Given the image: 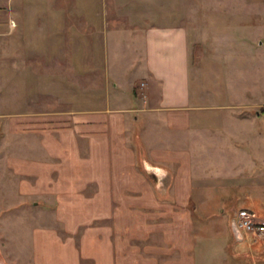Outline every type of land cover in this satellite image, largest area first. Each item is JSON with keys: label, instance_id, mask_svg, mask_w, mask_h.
<instances>
[{"label": "crops", "instance_id": "crops-1", "mask_svg": "<svg viewBox=\"0 0 264 264\" xmlns=\"http://www.w3.org/2000/svg\"><path fill=\"white\" fill-rule=\"evenodd\" d=\"M1 7L12 19L15 11ZM148 14L136 30L101 23L99 36L90 28L58 63L47 56L58 42L49 17L40 31L43 69L27 67L44 79L45 99L42 112L14 121L28 129L14 135L10 163L18 196L45 208L32 214L26 253L14 250L11 264H264V232L236 223L241 213L264 221V83L238 92L233 112L201 99L188 27ZM4 22L0 38L18 59L22 40L39 39ZM128 35L138 63L113 85L100 38Z\"/></svg>", "mask_w": 264, "mask_h": 264}, {"label": "rangeland", "instance_id": "rangeland-1", "mask_svg": "<svg viewBox=\"0 0 264 264\" xmlns=\"http://www.w3.org/2000/svg\"><path fill=\"white\" fill-rule=\"evenodd\" d=\"M1 6L15 11L13 20L11 16L0 17L7 19L4 23L8 28L18 31L19 26L26 25L28 30H20L21 36H36L39 40L34 45L22 40L17 59L9 54L10 47L3 45L8 41L0 38V264H11L14 250L26 253L27 230L37 224L31 220L35 217L32 214H40L45 208L43 199H36L39 204L35 206V199L18 196L11 184L10 163L14 135L18 132L26 136L28 129L26 124L14 121L30 112H42L45 99L44 79L30 76L27 67L43 69L42 42L47 37L41 38L40 31H48L50 26L53 40L62 41V45L57 42L50 46L51 51H46L49 59L54 57L58 63L69 59L74 48L71 39L87 38L90 28L98 30L99 36L102 24L120 28L132 24L136 30L141 19L151 12L157 15V22H178L188 27L194 87L201 99L211 95V102L233 112L238 92L251 91L256 81L260 86L264 83V0H0ZM107 36L100 39L108 43L104 50L114 85L125 80L132 65L138 63V41L129 35L119 39ZM34 94L38 108L29 109L28 102ZM18 140L19 153L27 155L28 143ZM2 246L7 247L5 254L1 253Z\"/></svg>", "mask_w": 264, "mask_h": 264}, {"label": "built area", "instance_id": "built-area-1", "mask_svg": "<svg viewBox=\"0 0 264 264\" xmlns=\"http://www.w3.org/2000/svg\"><path fill=\"white\" fill-rule=\"evenodd\" d=\"M237 227L247 233H263L264 221L252 214L241 213L236 218Z\"/></svg>", "mask_w": 264, "mask_h": 264}, {"label": "water", "instance_id": "water-1", "mask_svg": "<svg viewBox=\"0 0 264 264\" xmlns=\"http://www.w3.org/2000/svg\"><path fill=\"white\" fill-rule=\"evenodd\" d=\"M143 164H144L143 166H145V165H146V162H144ZM145 167H146V166H145ZM235 225H236V223H235Z\"/></svg>", "mask_w": 264, "mask_h": 264}]
</instances>
